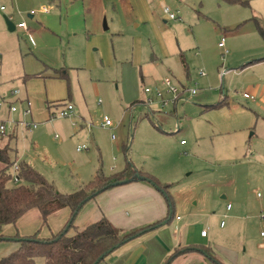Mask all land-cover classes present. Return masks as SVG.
<instances>
[{
  "label": "rangeland",
  "instance_id": "obj_1",
  "mask_svg": "<svg viewBox=\"0 0 264 264\" xmlns=\"http://www.w3.org/2000/svg\"><path fill=\"white\" fill-rule=\"evenodd\" d=\"M81 1L62 0L61 16L50 0H45L51 13L48 16L29 19L23 11L21 19L32 33L23 34L18 29L10 32L6 23L0 21L4 26L0 31V121L17 133L12 145L19 160L31 162L65 194L85 187L99 174L115 177L128 164L132 165L171 186L175 217L184 218L182 211L186 208L194 212L206 210L212 215L223 205L226 210L232 199L251 202L258 209L256 219L251 221L257 226H251L250 234L252 238L260 237L264 232V158L257 154L264 156V113L258 112L245 95L254 97L251 84L264 80V67L246 69L241 64L235 70L225 71L235 66L233 63L240 56L264 47V37L253 21L256 16L264 20V0H165L175 14L181 12L180 20L172 21L160 11L159 20L163 24V37L169 30L168 50L176 54L174 58L180 67H183L182 53L190 67L187 89L196 90L198 96L209 92L215 100L202 103L188 91L191 95L184 94L186 100L176 105L170 103L163 108L161 101L155 99L149 109L142 102L154 96L147 95L145 88L154 89L170 75L163 64L150 71L155 69L150 65L155 53L161 55L155 37L142 27L137 29L138 22L132 19L134 13L126 14L118 0H109L117 8L114 11L113 5L106 7L108 14L102 18L99 46L91 48L93 57L89 60L87 30L92 29L89 25L92 15L84 8L91 5L89 0L84 7L85 2L82 5ZM0 5L10 7L6 2ZM69 7L71 13L66 12ZM105 19L108 29H104ZM10 20L17 26L18 19ZM119 30L123 33L115 34ZM134 35L143 42L145 63L141 68L133 65L131 59ZM223 38L226 47L220 49L218 43ZM33 54L46 66L58 69L57 73L46 69L42 78L67 73L66 80H62L66 93L63 103L70 100L74 103V113L70 116L42 120L23 115L25 103L20 100L26 94L28 80L22 76L30 65L27 59ZM108 62L110 65H106ZM201 72L207 77H199ZM15 90L20 93L12 95ZM43 91L34 93L31 100L46 103L50 95ZM163 91L164 99L172 100L173 95L164 88ZM223 99L222 107L213 108ZM10 106L18 111L11 112ZM151 112H154L153 123L147 116ZM106 117L111 126L105 125ZM34 122L36 129L30 126ZM182 140L186 146L181 145ZM6 141H1L0 146ZM78 146L86 149L79 152ZM225 193L230 196L228 200L222 199ZM259 193L262 198L258 197ZM29 214L20 222L25 223L24 230L40 238L51 237L62 224L57 220L58 215H51L45 221L37 209ZM214 217H219L220 222L227 221L221 213ZM5 229L7 234L17 231L13 225ZM17 239L0 242V259L7 247L18 243ZM43 262L41 257L36 259V264Z\"/></svg>",
  "mask_w": 264,
  "mask_h": 264
},
{
  "label": "crops",
  "instance_id": "obj_2",
  "mask_svg": "<svg viewBox=\"0 0 264 264\" xmlns=\"http://www.w3.org/2000/svg\"><path fill=\"white\" fill-rule=\"evenodd\" d=\"M50 1H52L59 9L57 12L60 13L61 16V13H63L61 11L62 0ZM88 1L89 0H82V5L83 2H85V7V5L88 4ZM105 1H107V3ZM4 2L8 3L10 7L0 5V21L6 23L5 17H8L9 19H18V24L22 22L26 23L27 30L18 28L16 26V29L20 30L23 34L32 33V31L27 22L21 19L20 13L26 11L29 19H34L36 16L41 17L51 14L49 12H41L43 7H47L45 0H0V4ZM143 4L146 5L141 7ZM90 5L91 8L85 7L84 11L92 15L91 23H89L90 28L92 26V29L87 30L89 50L86 52L89 60H92L93 55L91 54V48L99 46V34L103 32L102 18L105 14H108L106 7L113 5L112 9L115 11L117 4L109 0H90ZM118 5L124 8L123 10L126 14L134 13L135 16H132V19L134 18V22H138L136 28L138 29L142 27L144 31H149L157 41V45L159 46L158 51L161 55H157L155 53L153 58L154 62L150 63V65H152L155 69L150 71L154 72L157 69V66L162 64L167 66L168 73L170 74L169 76L178 84V86H180L182 90L183 94H181V96L184 97V94H188V91L190 90H188L187 87L191 81L190 67L183 59L184 55L182 53L180 55L182 57L181 61L183 67H180L174 58L176 54H173L168 50L166 40L168 39L169 30L164 33L163 37L161 34V31L163 30V24H161L159 20V16H161L160 11H162L164 15H167V18L172 21L180 20L179 15L181 12L179 10L177 11V19H171L165 12V7H168L165 0H155V2L149 3L148 0H118ZM2 7H5V9L2 10ZM33 7L39 8L36 10V14L34 15L31 14V12L34 11L32 9ZM71 11L72 8L70 7L66 10L67 13H71ZM170 11L174 13L171 9ZM254 18H258L261 23L264 21L261 17L259 18L256 16ZM174 25L178 26V23H175ZM3 27L4 26L2 22H0V31H2ZM106 28L108 29L105 19L104 29ZM122 33L123 31L119 30L115 34L121 35ZM102 38L103 35H101V39ZM142 43L141 37L134 35L131 59L133 65L136 67L139 66L140 68L145 63L144 58L142 57ZM218 47L220 49H224L226 45L224 47H220L218 43ZM251 58H254L253 61L247 62V60H251ZM27 60L30 65L28 69H26V73L22 76L25 81L28 80L26 94L20 100L25 103V109L22 113L24 115V111L27 109V104L30 102L31 114L24 116H31L32 119L39 117L42 120H50L52 117L50 116V112L47 108V103L66 101L64 99L66 96L65 87L62 81L63 79L66 80V78L61 77V75L58 76V74H52V76L50 75L44 79L41 75L46 69H50L52 71L54 70L55 73L58 72V69L46 66V64L34 54L29 56ZM236 62V64L233 63L235 66L227 69L225 73L230 70H235L236 65L241 66V64H243L242 68L246 69H248L247 67L249 66H253L254 68L264 67V47L259 48L257 51H252V54H249L248 56H240L237 58ZM205 63L208 62L205 61ZM88 64L93 66V62H89ZM106 65H110V63L108 62ZM243 72L244 70L238 72L239 76ZM39 74V77H29L27 80L25 79L26 76H34ZM199 77H207V75L202 76L200 74ZM209 84H212L211 80H209ZM251 85V91L254 97L249 96L245 98L252 100L258 109V112L261 111L264 113V80L262 81L260 79L258 82L254 81ZM40 90H44L43 92L46 96L50 95L46 103L44 101H38L35 98L31 100L30 98V96H33L34 93ZM69 91L70 90L68 89V92ZM70 94L71 92H69V95ZM191 94L196 98L198 92L196 94L191 92ZM197 98L202 103H209L210 101L215 100V97L210 95L209 92H203ZM223 101H225V99H223ZM145 103L146 102H142V105L147 107ZM68 104H72L74 106V103L71 100ZM11 107L13 106H10V111ZM208 107L209 106H206V108ZM153 114L154 112H151L150 116L152 117ZM151 121L153 123L152 118ZM34 123L30 125L32 129H36L38 127L37 126L34 128ZM183 141L185 140L181 141V145L186 146L187 143L185 142L183 144ZM257 156L259 158H264V156L260 155L259 153ZM157 180L159 181V179ZM160 183L162 185H168L170 193L171 186L166 183ZM117 187L119 189L109 192V194H107L105 191L84 205L76 219V226L79 229H84L88 225L99 221L103 217H106L115 227L122 230H131L158 222L162 223L155 230L130 241L108 255L101 264H264V232L261 233L260 237L256 238H252L250 234L251 226H254L255 228L257 226L255 223L252 225L251 221L256 219L255 217L257 215L258 209L251 202L232 199V202L227 203L226 210L223 205L221 209H216L212 215H210L211 213L206 210L194 212L192 209L186 208L182 211L185 216L184 218L180 215L175 217L176 208L173 202L172 219L167 221V218L171 212V208L165 196L156 187L142 180H134L128 183H123L113 188ZM229 197L230 196L225 193L222 199L228 200ZM197 205L198 202L195 203V206ZM213 208L214 207L211 209ZM31 211L27 212L17 222L15 226L17 230L16 232L7 234V230H4L3 234L11 239L6 241H12L17 235L20 237L34 235L30 231L24 230L25 223L20 222L24 217L30 215L29 213H31ZM220 213L223 214V217L227 219V221L222 220L220 222L218 220L219 217H214V215H219ZM52 215H58L57 220L61 221L62 223L60 227L54 229L55 231L53 234H56L64 228L65 224L70 218L71 211L68 208H64ZM196 217L199 219H194ZM172 223L174 226H171ZM209 227L210 231L208 232L207 236H203L202 232ZM19 246L20 245L18 242L13 247H7L4 250L5 253L2 256L6 257L17 251ZM202 247L212 248L216 258L218 259V262H214L213 260L209 259L201 251ZM176 252H179V255L174 256Z\"/></svg>",
  "mask_w": 264,
  "mask_h": 264
},
{
  "label": "trees",
  "instance_id": "obj_3",
  "mask_svg": "<svg viewBox=\"0 0 264 264\" xmlns=\"http://www.w3.org/2000/svg\"><path fill=\"white\" fill-rule=\"evenodd\" d=\"M253 20L258 32L264 37V26L261 21L258 18ZM39 76L40 74L26 76L25 79ZM61 77L67 78V73ZM224 103L225 101H222L213 108H220ZM67 105L63 102H48L47 108L50 116H55ZM147 116L151 118L149 114ZM4 139H7L6 143L0 146V242L11 240L3 234L5 228L11 225L16 226L17 222L33 209H37L45 221L52 214L64 208L70 209L71 215L64 228L49 238H40L37 234L28 237L17 235L15 238L20 239L19 249L1 258L0 264H36V259L39 257L43 258V264H96L102 256H105L98 263L101 264L108 255L123 245L161 225L162 222H158L140 228L122 230L103 217L84 229H79L76 226V219L84 205L101 193L115 187L112 186L114 183L127 180H142L150 183L167 199L171 208L167 221L172 219L173 201L169 186L162 185L155 177L133 168L132 165L128 164L126 169L115 177L108 178L99 174L85 187L65 194L58 191L56 186L37 171L31 163L18 160L17 149L12 145L17 140L15 131L0 133V141ZM17 163L19 166L18 182L13 176V168ZM111 249L114 250L109 253ZM201 251L209 259L218 262L212 248L202 247ZM177 255L179 252H176L174 256Z\"/></svg>",
  "mask_w": 264,
  "mask_h": 264
},
{
  "label": "built area",
  "instance_id": "obj_4",
  "mask_svg": "<svg viewBox=\"0 0 264 264\" xmlns=\"http://www.w3.org/2000/svg\"><path fill=\"white\" fill-rule=\"evenodd\" d=\"M5 8L2 7V10H4ZM41 12H49V9L47 7H43ZM165 12L169 15V17L171 19H177L178 18V15L175 14V13H172L170 11V9L168 7H165ZM31 14H36V11H32ZM18 28H23V29H26L27 30V25L26 23L22 22V23H19L17 25ZM219 46L220 47H224L225 46V40L224 38L222 39V41L219 43ZM201 75L204 76L206 75L205 72H201ZM163 88L166 89L167 91V94L169 95H173V98L172 100L170 99L169 101L168 100H165L164 99V91H163ZM182 90H180L178 87H176L175 84H173L171 78L167 77L165 78L160 85H156L154 89H151V88H145V93L148 94V95H153L154 97L150 98L148 100V102H146L145 104L147 105V107L149 108L150 107V104L156 99V100H160L161 103H162V107L163 108H166L170 103H173V104H177L179 101H184L186 100L183 96H181V94H183L181 92ZM191 92L193 94H196L197 91L196 90H191ZM20 93L19 90H15L12 92L13 95H18ZM245 97H249L248 94L245 95ZM18 109L13 106L11 107V111L12 112H16ZM74 113V106L72 104H68L67 106H65L63 109H61L55 116H52L53 117H58V118H66L68 116H70L71 114ZM31 114V103L28 102L27 104V109L24 111V115H30ZM104 123L106 126H111L112 125V122L106 117L105 120H104ZM33 127L36 128L37 127V124L34 123L33 124ZM14 131V128H12L11 126H7V124L5 122H1L0 121V133H8V132H12ZM186 141H183L182 143L184 144ZM86 149L85 146H80L78 148V151H82ZM18 171H19V166H18V163L15 164L14 168H13V176L15 178V181L18 182L19 181V178H18ZM258 197L262 198V194H258ZM230 207V206H229ZM224 224V223H223ZM222 224V225H223ZM210 231V227L207 228L206 230H204L202 232V235L203 236H207L208 232ZM264 235V233H263Z\"/></svg>",
  "mask_w": 264,
  "mask_h": 264
},
{
  "label": "water",
  "instance_id": "obj_5",
  "mask_svg": "<svg viewBox=\"0 0 264 264\" xmlns=\"http://www.w3.org/2000/svg\"><path fill=\"white\" fill-rule=\"evenodd\" d=\"M5 21H6L7 27H8V29H9L10 32H13V31L16 30V26H15V24H14V23H13L8 17H5ZM130 181H132V180H127V181H125V182L114 183V184H112V186H117V185H120V184H123V183H128V182H130ZM17 241L19 242L20 239H17ZM113 250H114V249H111V250L109 251V253H111ZM107 254H108V253H107ZM107 254H106V255H107ZM104 257H105V256H102V257L100 258V260H99L96 264H98L101 260H103Z\"/></svg>",
  "mask_w": 264,
  "mask_h": 264
}]
</instances>
